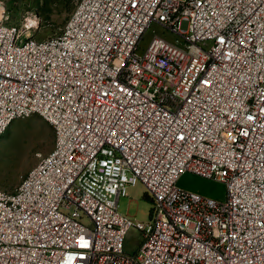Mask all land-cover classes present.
Returning <instances> with one entry per match:
<instances>
[{
	"label": "built area",
	"instance_id": "2783aa9c",
	"mask_svg": "<svg viewBox=\"0 0 264 264\" xmlns=\"http://www.w3.org/2000/svg\"><path fill=\"white\" fill-rule=\"evenodd\" d=\"M32 26L0 3V140L34 115L56 135L0 187V264H264V0H79L59 34ZM138 184L146 222L119 212Z\"/></svg>",
	"mask_w": 264,
	"mask_h": 264
},
{
	"label": "rangeland",
	"instance_id": "374dc122",
	"mask_svg": "<svg viewBox=\"0 0 264 264\" xmlns=\"http://www.w3.org/2000/svg\"><path fill=\"white\" fill-rule=\"evenodd\" d=\"M78 1L0 0V3L10 24L25 28L35 23L27 33L34 38L45 39L63 30ZM153 30L163 32L161 28L153 26L144 38V48L150 42ZM166 35L172 37L167 32ZM55 140L54 127L39 115L13 122L0 140V187L13 191L23 177L53 151ZM177 186L216 201L224 200L227 196L224 183L190 172L180 177ZM152 205L146 189L138 184L129 187L127 196H122L119 212L129 214L136 222H146L150 218ZM141 238L139 230L131 229L127 235L126 249L131 253L138 251Z\"/></svg>",
	"mask_w": 264,
	"mask_h": 264
}]
</instances>
